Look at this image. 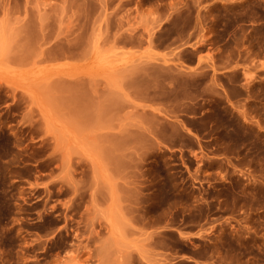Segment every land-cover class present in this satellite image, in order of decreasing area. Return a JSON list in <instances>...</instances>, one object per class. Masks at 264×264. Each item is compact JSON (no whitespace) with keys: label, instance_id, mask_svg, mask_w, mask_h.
<instances>
[{"label":"rangeland","instance_id":"rangeland-1","mask_svg":"<svg viewBox=\"0 0 264 264\" xmlns=\"http://www.w3.org/2000/svg\"><path fill=\"white\" fill-rule=\"evenodd\" d=\"M0 264H264V0H0Z\"/></svg>","mask_w":264,"mask_h":264}]
</instances>
